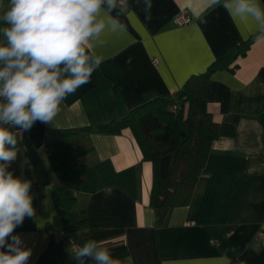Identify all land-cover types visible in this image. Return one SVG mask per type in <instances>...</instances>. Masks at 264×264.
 Wrapping results in <instances>:
<instances>
[{"label": "crops", "instance_id": "0c3cea01", "mask_svg": "<svg viewBox=\"0 0 264 264\" xmlns=\"http://www.w3.org/2000/svg\"><path fill=\"white\" fill-rule=\"evenodd\" d=\"M248 2L264 12V0ZM226 3L235 9V0H114L112 7L104 0L94 21L104 28L84 45L90 62L101 59L91 82L69 95L51 122L11 129L18 143L8 171L31 181L35 208L14 233L31 249L27 264H61L44 257L49 232L64 236L54 200L59 182L50 167L59 133L107 125L159 98L179 107L192 77L249 40L234 72L222 68L211 76L208 112L214 122L234 126L235 135L212 144L200 179L176 192L164 226L156 225L151 206L153 164L143 160L130 129L73 137L72 148L96 173L98 189L66 193L77 196L74 208L96 228L98 244L127 247L119 264H264V17L230 15ZM182 15L191 22L177 27ZM100 80L108 88L98 90Z\"/></svg>", "mask_w": 264, "mask_h": 264}, {"label": "clouds", "instance_id": "9594fccd", "mask_svg": "<svg viewBox=\"0 0 264 264\" xmlns=\"http://www.w3.org/2000/svg\"><path fill=\"white\" fill-rule=\"evenodd\" d=\"M107 2L114 6V0ZM102 3L104 0H8L4 6L0 2V22L5 25L0 34L6 39L0 44V264H27L32 254L14 234L26 217L35 215V208L31 181L8 171L17 157L18 143L11 128L28 130L38 120L51 122L61 103L91 82L101 59L90 62L84 45L104 28L103 22L94 23ZM235 4V9L224 5L230 15L235 11L264 17L248 0H235ZM73 251L82 264L85 258L95 264H119L96 241H87Z\"/></svg>", "mask_w": 264, "mask_h": 264}, {"label": "trees", "instance_id": "16d2710c", "mask_svg": "<svg viewBox=\"0 0 264 264\" xmlns=\"http://www.w3.org/2000/svg\"><path fill=\"white\" fill-rule=\"evenodd\" d=\"M251 44L249 40L231 46L228 55L215 61L206 74L192 77L179 94V107L172 100L159 98L107 125L59 133L50 156V167L59 182L54 191V200L63 223L64 236L58 239L53 232H49V244L44 252L46 259H56L61 264H82L81 260L75 258L74 248L83 246L87 241H95L93 234L96 228L90 226L84 211H74L77 196L68 195L66 191L81 187L83 193L94 194L98 189V178L89 166L80 161V155L72 148L71 139L86 132L117 135L130 129L141 149L143 160L153 164L151 206L156 211V225L164 226L176 192L185 184H195L200 179L212 144L235 135L234 126L214 122L208 112L211 76L222 68L234 72L238 67L237 60L247 55ZM106 82L104 84L100 80L98 90L108 88L109 83ZM108 251L117 261L129 255L126 246ZM83 264H95V261L85 258Z\"/></svg>", "mask_w": 264, "mask_h": 264}, {"label": "built area", "instance_id": "2783aa9c", "mask_svg": "<svg viewBox=\"0 0 264 264\" xmlns=\"http://www.w3.org/2000/svg\"><path fill=\"white\" fill-rule=\"evenodd\" d=\"M191 22V17L189 15H182V16H179L176 20H175V25L177 27H180V26H184V25H187ZM176 107H174V112H176ZM4 127H10L9 125H4ZM13 130H15L16 128H11ZM258 240H262L263 239V234H259L258 237H257Z\"/></svg>", "mask_w": 264, "mask_h": 264}, {"label": "rangeland", "instance_id": "374dc122", "mask_svg": "<svg viewBox=\"0 0 264 264\" xmlns=\"http://www.w3.org/2000/svg\"><path fill=\"white\" fill-rule=\"evenodd\" d=\"M185 133V132H184ZM69 194V193H68ZM71 195H73V194H71ZM74 211H76V208H74Z\"/></svg>", "mask_w": 264, "mask_h": 264}]
</instances>
